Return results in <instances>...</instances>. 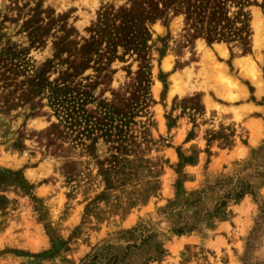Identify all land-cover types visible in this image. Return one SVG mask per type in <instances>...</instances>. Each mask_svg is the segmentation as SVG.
I'll return each mask as SVG.
<instances>
[{
  "label": "rangeland",
  "instance_id": "obj_1",
  "mask_svg": "<svg viewBox=\"0 0 264 264\" xmlns=\"http://www.w3.org/2000/svg\"><path fill=\"white\" fill-rule=\"evenodd\" d=\"M264 264V0H0V264Z\"/></svg>",
  "mask_w": 264,
  "mask_h": 264
},
{
  "label": "trees",
  "instance_id": "obj_2",
  "mask_svg": "<svg viewBox=\"0 0 264 264\" xmlns=\"http://www.w3.org/2000/svg\"><path fill=\"white\" fill-rule=\"evenodd\" d=\"M126 258V254L118 258L117 255L111 254L110 252L105 255L95 252L89 256H87L81 264H124V259Z\"/></svg>",
  "mask_w": 264,
  "mask_h": 264
}]
</instances>
